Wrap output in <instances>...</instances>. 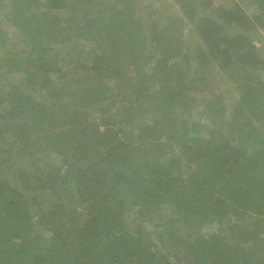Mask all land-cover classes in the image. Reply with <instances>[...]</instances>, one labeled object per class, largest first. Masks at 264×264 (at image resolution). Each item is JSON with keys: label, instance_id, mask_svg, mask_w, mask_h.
Segmentation results:
<instances>
[{"label": "trees", "instance_id": "obj_1", "mask_svg": "<svg viewBox=\"0 0 264 264\" xmlns=\"http://www.w3.org/2000/svg\"><path fill=\"white\" fill-rule=\"evenodd\" d=\"M172 3L186 17L0 0L1 76L24 74L0 90V264H264V0ZM5 20L23 49L5 48ZM192 59L244 77L235 103L202 99L209 124L190 117Z\"/></svg>", "mask_w": 264, "mask_h": 264}, {"label": "rangeland", "instance_id": "obj_2", "mask_svg": "<svg viewBox=\"0 0 264 264\" xmlns=\"http://www.w3.org/2000/svg\"><path fill=\"white\" fill-rule=\"evenodd\" d=\"M7 1H11V0H7ZM144 1V3L146 4V10L150 11L153 10L157 7H161L162 2L164 4H166V6H164L163 8V12L166 13L168 16H184L186 17L185 12H181L178 4L172 3V0H142ZM232 0H213V4L215 5L214 8L216 6H229L231 4ZM88 7H81V9L85 12L87 11ZM209 9L213 14L216 15L217 12H220L219 10L215 9ZM220 9V8H218ZM209 12V11H208ZM65 14V13H64ZM201 14H199L198 16V21H200ZM207 16V15H206ZM154 17H157L154 16ZM187 21L185 22V31H186V39L188 41V43L190 44V46L194 49L199 48L201 45H203L204 47L202 48L203 51H208L207 49V43L205 42L206 38L203 34H200L199 31L194 29V26H197L192 19H190L189 17L186 18ZM203 20H201L202 22ZM200 22V23H201ZM5 28H7V31L9 33V41L6 44L5 48L6 49H13V50H21L24 47V42L22 40H19L18 37V29L13 27V25L9 24L6 20H5ZM262 33V31H261ZM257 43L261 44L264 43V38H260L257 36ZM5 51V50H4ZM4 51H0V54H2ZM184 67L187 69V76H188V82L189 79L193 82H196V85L194 86L193 89H188L190 90L189 92L190 95H193L196 97L197 100H200L202 102V99L204 97H209L211 99H213V97L215 95V93H222L223 96L225 97V99L229 102V103H235V101L238 100V98L240 97V95L242 94V81L244 79L243 75H236L235 77H230L229 73L226 71H223L221 69H219L218 65L215 63H210L209 65H199L194 59H192L190 62L185 63ZM5 69V68H4ZM6 72L8 73L5 76H1L2 72H3V67L0 65V90L1 91H5V87L7 85H9V83H7V79L13 78V79H18L21 78L22 75H24L22 72H17L15 69L13 70H9V69H5ZM203 75L206 80L207 83H205L204 81H198L197 77ZM264 77V75H262ZM41 82H38V84H40ZM39 86V85H38ZM37 94H43L46 93V89H41V90H36ZM42 91V93H41ZM44 96V95H43ZM204 103V102H202ZM205 109V103L204 104H200L198 106V110H195L194 112H192V114L190 115V117L195 120V121H202L206 124L211 123L214 120V116H208L205 113H200V111H203ZM92 113H90V115H100L101 114V109H97V110H93L92 109ZM183 114H186L185 111H182ZM185 116V115H184ZM184 116L181 117V119H184ZM145 117L148 120H152V116H146ZM132 130H135L134 128H132ZM137 131V130H135ZM139 132V131H138ZM173 151H169V153H171ZM169 155L166 154V157H168ZM242 163H240L241 165ZM197 165V161H190L186 162V164L183 166V170L182 172L184 173V175H188L190 173H193V171L195 170V167ZM174 212V205L171 204H166L165 206H163V208L161 210H157L156 213L157 215L163 213L165 215H170ZM215 226L214 223H207V225L203 226V230H209L210 228H213Z\"/></svg>", "mask_w": 264, "mask_h": 264}]
</instances>
